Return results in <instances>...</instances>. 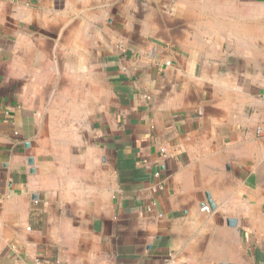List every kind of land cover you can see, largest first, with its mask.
<instances>
[{"label":"crops","instance_id":"obj_1","mask_svg":"<svg viewBox=\"0 0 264 264\" xmlns=\"http://www.w3.org/2000/svg\"><path fill=\"white\" fill-rule=\"evenodd\" d=\"M0 264H264V0H0Z\"/></svg>","mask_w":264,"mask_h":264},{"label":"built area","instance_id":"obj_2","mask_svg":"<svg viewBox=\"0 0 264 264\" xmlns=\"http://www.w3.org/2000/svg\"><path fill=\"white\" fill-rule=\"evenodd\" d=\"M163 153L166 154V150H163ZM156 176H159V174H156ZM202 210L208 212V211H210V208H209V206H205V207H203ZM147 212H148V213H152V212H153V207H152V206L149 207V208L147 209Z\"/></svg>","mask_w":264,"mask_h":264},{"label":"water","instance_id":"obj_3","mask_svg":"<svg viewBox=\"0 0 264 264\" xmlns=\"http://www.w3.org/2000/svg\"><path fill=\"white\" fill-rule=\"evenodd\" d=\"M30 162H32V160H31ZM229 224L235 226L236 221H234V220H230V221H229Z\"/></svg>","mask_w":264,"mask_h":264}]
</instances>
